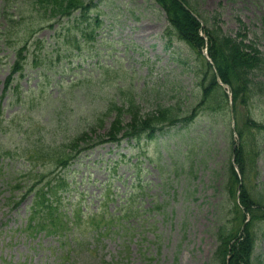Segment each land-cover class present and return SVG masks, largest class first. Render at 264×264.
Segmentation results:
<instances>
[{
    "label": "rangeland",
    "instance_id": "374dc122",
    "mask_svg": "<svg viewBox=\"0 0 264 264\" xmlns=\"http://www.w3.org/2000/svg\"><path fill=\"white\" fill-rule=\"evenodd\" d=\"M188 2L192 13L209 20L208 27H221L264 54V0ZM13 5L14 0H0V264H219V227L237 216L227 185L239 136L226 106L201 111L190 124L167 127L152 140L108 142L82 154L64 172L73 182L71 198L66 194L73 204L68 214L85 210L79 228L66 235L26 231L33 195L16 203L29 180L28 159L40 149H65L100 118L105 126L97 133H106L114 119L107 115L110 105H122L130 93L141 113L173 107L187 115L202 98L206 69L169 30L155 0H97L87 22L55 20L38 26L32 38L35 22ZM28 36L23 77L15 75L4 96L16 44ZM255 79L262 77L255 73ZM258 97L240 107L243 118L264 120V99ZM258 137L262 144L246 186L253 198L264 199L263 133ZM41 164L39 172L50 167L45 159ZM12 181L22 184L17 188ZM92 215L112 218L96 229L88 220ZM253 226L252 264H264V222L254 220Z\"/></svg>",
    "mask_w": 264,
    "mask_h": 264
},
{
    "label": "trees",
    "instance_id": "16d2710c",
    "mask_svg": "<svg viewBox=\"0 0 264 264\" xmlns=\"http://www.w3.org/2000/svg\"><path fill=\"white\" fill-rule=\"evenodd\" d=\"M95 1L14 0L13 7L20 11V15H28L29 19L35 22L32 23L30 33L32 36L38 26L43 28V25H49L55 19H73L76 24L87 22L95 7ZM155 1L166 14L169 30L173 31V34L178 36L179 40L183 41L193 54L199 56L204 63L206 71L201 74L203 75L200 84L202 87L201 100L184 116L177 113L173 107H158L154 111L141 113L136 97L130 93L122 101V105H110L111 109L107 115L114 116V119L106 133H97L98 126H105V119L100 118L96 120L95 125L76 135L65 149H61L57 153L40 149L30 158L32 171L28 178L31 184L27 181V184L21 187L22 190H25L24 198L34 194L31 222L37 220V227L50 228V234L63 235L72 227L79 228L80 213H75L74 217L67 214V203L63 195L65 192L70 193L71 183L66 177L58 174L59 170H65L71 160H76L81 153L93 149L97 145L108 142L120 143L124 139L139 140L143 137L152 140L157 133L164 131L167 127L190 124L201 111L218 112L222 111L224 106L229 110L231 103L229 94L222 85L224 84L230 88L232 93L235 132L239 136L238 145L233 143L234 159L242 176L240 179L235 167L230 162L227 189L233 197L237 196L238 189H240L242 207L236 203L235 214L237 216L232 222L219 227L217 233L219 247L215 258L219 264H252L257 241L253 222L254 220H263L264 222V199L253 198L247 190L246 177L254 171L256 158L262 144L258 136L262 133L264 136V120L259 122L251 115L243 118L239 109L243 106L250 107L256 100V96H259V99H264V54L254 45L237 41L234 37L225 34L221 27H216V29L208 27L206 25L209 23L208 19H205L204 23V19L202 20L199 14L195 13L200 19L192 13L190 7L186 6V1L189 5L188 0ZM10 19L12 20V18ZM202 26H204L206 39L200 33ZM94 32L95 30L92 31V35L88 33L90 39L94 38ZM85 33V29H82V36H87ZM29 40L28 36L26 40L22 38L19 40L20 43L16 44V60L4 82V96L14 87L15 75H19V78L23 77L29 54ZM206 41L209 42L207 49L210 60L203 53ZM35 46H38L39 49L43 48L39 42ZM249 48L255 53L246 51ZM255 73H259L262 79L256 81ZM127 115L128 117H126ZM2 116L3 107L0 102V119ZM43 159L49 163L50 171L37 173L35 169L41 165ZM17 184L20 183L16 182L15 185ZM110 193L108 192V197L112 198ZM248 215L250 220L246 223ZM88 220L101 223L106 220V217L103 216L102 219L97 220L91 216ZM98 225L100 226V224Z\"/></svg>",
    "mask_w": 264,
    "mask_h": 264
}]
</instances>
